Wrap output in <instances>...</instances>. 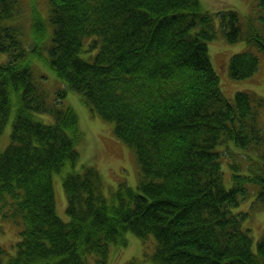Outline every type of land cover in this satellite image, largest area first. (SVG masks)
<instances>
[{"label":"trees","instance_id":"trees-1","mask_svg":"<svg viewBox=\"0 0 264 264\" xmlns=\"http://www.w3.org/2000/svg\"><path fill=\"white\" fill-rule=\"evenodd\" d=\"M241 20L205 11L201 0H0V213L22 226L16 253L0 264H109L110 244L130 231L156 239L154 264H264V234L253 250L255 195L264 210V97L223 93L209 55L218 36L264 54V0ZM88 54L85 59L82 55ZM58 78L56 96L42 67ZM259 57L232 56L229 76L255 75ZM80 93L136 155L137 189L121 182L107 196L97 168L63 176L69 220L57 214L53 177L80 159ZM37 114H50L48 124ZM231 171L225 185L223 161ZM126 264H139L132 259Z\"/></svg>","mask_w":264,"mask_h":264},{"label":"rangeland","instance_id":"rangeland-1","mask_svg":"<svg viewBox=\"0 0 264 264\" xmlns=\"http://www.w3.org/2000/svg\"><path fill=\"white\" fill-rule=\"evenodd\" d=\"M259 0H201L205 11L212 13L229 10L237 11L244 22L247 16L255 15L258 11ZM215 28L218 31L216 39L208 42L209 55L215 70L220 77V85L223 93L229 100L235 101V96L239 91L254 92L264 97V54L256 47L249 45L245 40L230 43L221 31V17L215 16ZM244 51H251L259 57V69L254 76L235 80L229 76V63L233 55ZM85 59L88 54L82 55ZM48 77L46 88L52 96H56V90L60 88L58 78L54 71L40 64ZM58 82V83H57ZM65 106L72 107L79 116L80 129L82 133L81 141L77 144L80 159L75 168L68 165L62 173L53 177L56 207L59 217L67 222V195L63 186V176L73 169L80 171L82 165L93 166L101 174L104 191L107 196L114 192L121 182H126L130 187L137 189L141 179V170L133 150L124 141L115 135V123L104 120L95 112L92 107L83 99L80 93L67 91L64 98ZM39 118L48 124L53 123L50 114H37ZM260 121L264 122V110L260 112ZM12 122H9L0 138V151L4 152L11 141ZM223 172L225 185L229 188L231 182V171L227 160L223 161ZM256 199L255 195L241 202L235 208V212L247 211L251 215L245 222V227L251 229L253 237V250L257 251V246L264 234V210L252 212V205ZM21 225L13 221H7L0 213V244L6 251V259L16 253V244L20 241ZM126 245L110 244L109 264H126L132 259L138 260L139 264H154L150 257L145 255L154 253L156 249V239L151 236L145 244L142 239L134 233H125Z\"/></svg>","mask_w":264,"mask_h":264}]
</instances>
